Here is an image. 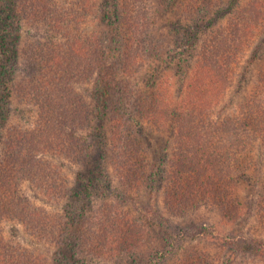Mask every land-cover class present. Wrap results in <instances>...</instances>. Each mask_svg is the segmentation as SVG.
Returning <instances> with one entry per match:
<instances>
[{
    "label": "rangeland",
    "instance_id": "obj_1",
    "mask_svg": "<svg viewBox=\"0 0 264 264\" xmlns=\"http://www.w3.org/2000/svg\"><path fill=\"white\" fill-rule=\"evenodd\" d=\"M26 3L0 0L5 44L0 48V264H264L258 255L232 246V238L264 235L258 222L264 212L261 148L256 147L236 192L243 216L234 219L209 204L171 210L165 196L172 129L158 128L136 109L137 98L150 100L155 90L176 109L186 96L192 72L187 65L212 37L209 32L225 28L232 23L229 14L246 9L250 40L211 116L220 120L233 113L264 67V0H45L36 15ZM131 23L135 35L127 34ZM70 46L85 57L92 49L102 52L105 79H95L98 71L87 80L66 76L59 96L52 76L47 84L40 69L47 63L49 70L58 68L63 60L59 74L73 73L81 59L70 57ZM76 94L84 104L75 106ZM112 96L118 107L127 108L132 136L140 141V151H132L128 141L122 145L126 156L128 149L138 155L129 161L131 169L128 161L122 169L110 162L113 123L102 104ZM51 104L64 112L50 110ZM70 134L90 140L87 165L75 154H60L74 145L79 155L81 143ZM128 170L129 187L119 177ZM67 187L74 188L70 200L62 191ZM103 204L118 206L135 222L134 253L102 260L83 244L63 246L58 229L69 221L66 214L89 223Z\"/></svg>",
    "mask_w": 264,
    "mask_h": 264
},
{
    "label": "trees",
    "instance_id": "obj_2",
    "mask_svg": "<svg viewBox=\"0 0 264 264\" xmlns=\"http://www.w3.org/2000/svg\"><path fill=\"white\" fill-rule=\"evenodd\" d=\"M27 1L29 3L25 5L31 8L33 15H36L39 5L46 6L45 0H25V2ZM24 9L28 10V8ZM247 11L242 9L235 13L232 12V16L229 14V23L231 20L232 23L223 29L218 30L217 28V30L209 32L212 37H208L209 40H205L204 47L195 54L196 60L187 65L192 72L186 81L185 99L176 109L172 108L169 102L161 101L156 90L153 91V97L150 100H142L140 97L133 96L138 100L136 109L141 116L153 121L158 128L172 129L173 145L166 169L168 186L165 196V204L171 210L185 212L198 204H209L218 207L224 214L232 215L234 219L241 217L244 214L245 206L239 203L236 192L239 190L241 180L246 175L247 166L253 161L256 147L262 150L261 160L264 164V67L259 71L254 88L233 113L223 116L220 120L212 119L211 116L212 110L220 103L229 84L232 83L235 70L239 65L238 59L247 47L246 42L250 40V36L245 38L248 31L245 19ZM29 13L31 14L30 11ZM133 25L131 23L128 26L127 34L135 35L132 29ZM229 35L230 40L226 42L225 39ZM134 38L131 37L127 40V48L133 43ZM3 41L4 34L0 36V48L5 46ZM69 51L71 58H76L79 55L73 46L69 47ZM90 51L89 57L79 55L81 60L76 64V73L74 70L73 73L69 71V73L65 72V75L59 74L58 68L63 60L58 61L56 65L58 68L54 67L55 69L49 70V63H47L45 68L40 69L42 77L46 76L47 84H49L48 81L52 82L53 78V83L56 86L54 93L59 91V96L62 95L61 89L66 86V76H72L73 79L75 77L77 81L87 80L94 71H98L95 79L100 78L104 81L105 77L103 76L105 75L101 70L104 63H102L103 60H100L103 53H98V50L95 53L94 49ZM89 58L92 59L87 60ZM59 59H62L61 56ZM91 60L94 61L90 64ZM231 63L232 65H230ZM55 64L54 62L53 66ZM46 68L48 70H45ZM128 94L130 93L128 92ZM53 104L50 105V110L57 113L64 112V108L59 107L58 109ZM78 104L84 103L82 98L76 94L75 106ZM102 106L111 113L113 123L110 162L122 169L125 164L121 163H124L123 160H125V162L128 161L126 164H130L127 167L131 169L133 163L129 161L138 155L129 153V149L126 147L128 149L126 156L122 145L124 143L125 146L128 141L127 146L135 147L132 151H140L137 148L140 141L135 135V137L132 136L130 114L126 113L128 111L126 107L117 106L113 96L109 98L108 103H103ZM88 113L89 110L86 114ZM84 117L86 119V116ZM70 135L73 142L81 143V147L77 151L79 155L76 156V152H73L74 145L60 154L66 156L75 154L74 157H78L80 165H87V159H90L88 149L91 145L90 140L88 137L84 140L79 136ZM59 148L58 146L56 153ZM143 156L145 157V155ZM77 159L74 158V160ZM32 162L33 158L30 164ZM119 177L123 184L131 186L129 170L125 177L122 174ZM88 181L92 184L91 180ZM56 188L59 190L58 186ZM73 190V187L62 190L66 199L72 198ZM76 195L79 197L78 193ZM76 199L78 198L74 197V200ZM116 207L118 208V206L112 207L103 204L100 210H97L92 222L89 223L86 220H80L75 215L68 216L66 214L65 219L69 221L61 219L64 223L58 229L62 245H74V247L81 248L83 244L87 247L88 254L102 260H117L120 256L134 253L137 237L135 222ZM143 213L147 214V210ZM154 213L156 216V212ZM258 216V222L264 229V212ZM92 229L96 232L94 236ZM232 246L237 252H252L264 260V235L251 237L250 240L232 238ZM191 260L193 261V258Z\"/></svg>",
    "mask_w": 264,
    "mask_h": 264
}]
</instances>
